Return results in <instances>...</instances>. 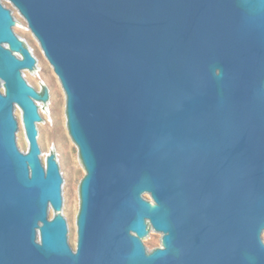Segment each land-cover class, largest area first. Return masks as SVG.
<instances>
[{
  "label": "water",
  "instance_id": "obj_1",
  "mask_svg": "<svg viewBox=\"0 0 264 264\" xmlns=\"http://www.w3.org/2000/svg\"><path fill=\"white\" fill-rule=\"evenodd\" d=\"M0 264H264V0H0Z\"/></svg>",
  "mask_w": 264,
  "mask_h": 264
},
{
  "label": "rangeland",
  "instance_id": "obj_2",
  "mask_svg": "<svg viewBox=\"0 0 264 264\" xmlns=\"http://www.w3.org/2000/svg\"><path fill=\"white\" fill-rule=\"evenodd\" d=\"M7 7L11 8L12 12L16 16L17 20L24 29L23 38L35 43L40 48L46 62L50 67V71L44 77H30L31 81L39 89L41 93L47 90L49 95V79L55 83L59 88L56 91L54 107L43 105L45 113L48 118L43 142L51 147V153H54L58 158L61 152L65 151V162H66V173L69 186V217L71 215L77 221L79 211H80V185L85 177L87 171L81 159L79 148L77 144L73 141L68 127L67 121V108H66V94L63 87L59 81L58 76L53 70V67L46 59L37 39L34 37L30 29L28 28L27 22L24 17L10 4H6ZM22 120V114L19 115ZM23 125V121H22ZM24 130V145L28 149V142L26 139L25 129ZM154 232V242L152 245L153 250L162 246V233L156 231Z\"/></svg>",
  "mask_w": 264,
  "mask_h": 264
}]
</instances>
